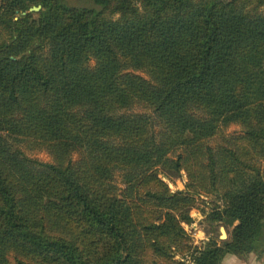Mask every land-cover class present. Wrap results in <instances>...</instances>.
I'll return each instance as SVG.
<instances>
[{"label":"trees","instance_id":"1","mask_svg":"<svg viewBox=\"0 0 264 264\" xmlns=\"http://www.w3.org/2000/svg\"><path fill=\"white\" fill-rule=\"evenodd\" d=\"M65 1L0 0V264L244 255L264 225V0ZM181 171L172 193L159 173ZM201 192L232 229L191 248Z\"/></svg>","mask_w":264,"mask_h":264},{"label":"rangeland","instance_id":"2","mask_svg":"<svg viewBox=\"0 0 264 264\" xmlns=\"http://www.w3.org/2000/svg\"><path fill=\"white\" fill-rule=\"evenodd\" d=\"M65 2L70 6L73 5L78 7H93L96 9L98 8L87 0H66ZM136 73L141 74L139 72ZM134 111L145 112L139 107H135ZM241 133L242 129L237 124L229 125L223 131V135L226 138L230 137L231 135H238ZM207 143L212 147L225 144V142L221 140L220 136H216L215 138L207 141ZM23 149L28 156L40 162L52 161V157L47 151L43 149H31V147L27 146L26 144L23 146ZM72 159L73 161L78 160V153H74ZM159 177L167 184L169 190L172 193L185 190V186L188 180L185 171H181L178 177L165 176L164 173L162 174L160 172ZM115 183L121 185L119 177H117V181ZM194 197L195 205L190 209L189 212L190 217L192 218V222L188 224L182 223L183 228L189 236L188 244L191 246V248H201L210 238L216 239L218 243L228 239L232 226L226 228L223 225L219 224L211 227L206 221V217L213 207V203L211 202L213 196L201 192L196 195L194 194ZM222 232L225 233V238H223ZM262 234L263 235L259 238L258 242H254L253 244H251V248L249 247V250L245 252L244 255H227L223 258L220 264H264V225L262 227ZM174 260L181 261L186 264H192L191 258L188 254H186L185 256L176 255L174 257Z\"/></svg>","mask_w":264,"mask_h":264},{"label":"water","instance_id":"3","mask_svg":"<svg viewBox=\"0 0 264 264\" xmlns=\"http://www.w3.org/2000/svg\"><path fill=\"white\" fill-rule=\"evenodd\" d=\"M38 9H39V7H34V8H31L30 11H36ZM222 233H223L222 234L223 238H225V233L224 232H222Z\"/></svg>","mask_w":264,"mask_h":264}]
</instances>
